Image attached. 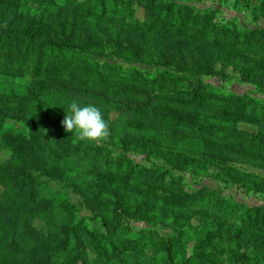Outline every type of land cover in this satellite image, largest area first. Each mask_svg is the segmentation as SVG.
I'll return each mask as SVG.
<instances>
[{"label":"rangeland","instance_id":"obj_1","mask_svg":"<svg viewBox=\"0 0 264 264\" xmlns=\"http://www.w3.org/2000/svg\"><path fill=\"white\" fill-rule=\"evenodd\" d=\"M6 1L30 4V0ZM103 1L112 5L109 0ZM122 1L130 4L129 15L138 22L161 13H180L184 17H196L197 24L202 23L205 28L213 23L217 27L229 25L234 31H264V0ZM30 5L47 9L56 17L24 18L0 10V26L19 32L35 31L34 39L42 47L48 42H64L86 55H91V46L99 47L102 49L98 54L100 63L109 57L117 60L125 73L134 69L147 77L163 71L179 75L180 64L192 67L206 60L213 61V72L203 74L202 83L226 94L264 100V56L232 53L180 34L130 25L124 19L85 16L49 0H32ZM254 40L264 42V32L255 35ZM116 42L130 45L136 49L135 54H116L111 48ZM243 72L248 73V79ZM192 80L190 83L195 84V77ZM0 81L14 90L30 92L25 98L2 103L0 164L14 167L23 164L42 183L37 193L25 194L17 201L16 194L0 187V219L10 223L25 211L45 212L44 218L35 219L27 226L18 223L12 241H0V264L6 260L11 264H63L48 259L45 254L31 256L30 252L41 244L58 247L63 240L61 227L78 228L80 237L86 240L85 232L108 235L106 232L117 226L129 229L138 237L140 233L142 250L123 248L116 242L115 249L107 250L108 257L102 260L84 247L88 255L85 264H165L167 258L173 264H182L186 258L190 264H264V239L250 235L248 228H239V216L245 209L264 216V158L250 157L180 134L142 128L132 121L130 106L114 109L88 99L87 95L95 92L92 88L49 80L41 87L32 86L26 78L7 81L0 78ZM101 93L108 99L140 105L148 99L125 92ZM73 100L81 107H98L109 124L110 135L99 142L85 141L97 145L98 149L81 147L77 157L63 158L51 150L49 143L58 140L66 146L78 145L75 131L65 132L61 123L65 115L71 114L69 107ZM142 110L151 116L152 106L144 105ZM237 127L258 131V127L246 123H239ZM142 136L158 141V148L137 144L135 139ZM7 143L31 155L18 159L4 148ZM170 148L182 151L171 163L161 157V154L168 157ZM212 156L225 158L227 165L211 162ZM118 158L130 161L149 174L157 171L167 182L175 181L180 195L187 197L163 189L150 192L115 177L103 163L107 160L108 168L113 169ZM31 159L37 165H31ZM68 180L76 189L68 185ZM202 199L210 201V208H204ZM155 243L163 245L169 256L158 248L155 250ZM202 247L207 252L200 251ZM198 253L200 260L196 261L193 256ZM72 256L68 254L66 259ZM83 256L82 252L76 264H82Z\"/></svg>","mask_w":264,"mask_h":264},{"label":"trees","instance_id":"obj_2","mask_svg":"<svg viewBox=\"0 0 264 264\" xmlns=\"http://www.w3.org/2000/svg\"><path fill=\"white\" fill-rule=\"evenodd\" d=\"M49 1L62 8L76 10L85 16L97 15L113 19H124L130 25L180 34L212 46L222 47L232 53L264 56V42L259 43L254 40L255 35L264 32L261 30L234 31L229 25L217 27L213 23L210 24V27L205 28L202 23L197 24L196 17H184L180 13H173V15L161 13L146 18L143 22H138L129 15L130 4L123 3L122 0H109L112 5L105 4L103 0ZM30 4L16 5L6 0H0V10L24 18L53 19L56 17L54 13L47 9L33 8ZM35 33V31L8 30L0 26V78L6 81L15 78H26L30 80L31 85L34 84L39 87L49 80L52 82L65 81L81 87L92 88L95 92L92 94L87 93L88 99L108 108L120 109L130 106L129 113H131L132 121L142 126V128H154L163 133L180 134L191 139L215 143L218 146L240 151L250 157L264 158V100L260 101L248 95L226 94L202 83L200 77L203 74H212L213 61L206 60L201 65L192 67L180 64L182 65L180 68L182 72L179 75L163 71L158 72L155 77H147L134 69L125 73L118 61H114L109 57H104L103 63H100L98 54L102 49L99 47L91 46V55L74 50L64 42H48L42 47L35 41ZM111 48L120 56L135 54L136 50L130 45L119 42L111 45ZM149 65L156 64L149 63ZM242 74L245 79L249 78L247 72ZM193 77H195V84L190 83L193 81ZM185 79L189 83L185 84ZM105 91L119 94L125 92L137 96L144 95L148 99L142 105L118 102L108 99L104 93H101ZM29 95V91L14 90L9 84L0 81V113L3 109L2 103L7 104L8 101L18 100ZM144 105L146 107L152 106L151 116L143 112ZM239 123L254 125L258 127V131L241 130L237 127ZM135 141L138 142L137 144L144 146L155 148L159 146L158 141L146 136L138 137ZM77 144V146L70 147L58 140L49 143L51 150L63 158L77 157L78 152L82 149L81 147L99 148L97 145L85 141H78ZM4 148L8 149L18 159L22 156L21 160L25 155H31L29 152L22 153L18 148L8 143L4 145ZM169 152L168 157L161 154V157L169 163L172 162L175 156L182 153L181 150L175 148H170ZM209 160L221 166L227 165L228 162L225 158L215 156L209 157ZM34 161L31 159V165L32 163L37 165ZM108 164L107 160L103 163L106 169L112 170V175L123 178L122 180L128 184L131 182L134 186L150 192L163 189L172 194H178V196H186L185 194L180 195L175 181L167 182L163 180L162 177L158 176L157 171L149 174L144 169L123 158H118L113 169H109ZM55 176L53 173V177ZM67 182L69 186L76 189L71 181L68 180ZM41 184L35 180L23 164L18 167L0 164V187L6 189V192L16 194L14 198L16 201L22 199L25 194L37 193ZM202 205L205 209H208L210 208V201L202 199ZM219 206L223 207L222 204ZM47 207L49 208V206ZM44 217V211L32 209L19 214L10 223L5 219H0V241L2 239L12 241L13 230L18 223L27 226L35 219ZM239 221V228L242 230L248 228L250 235L264 239V216L259 217L251 209H245L241 212ZM208 226L211 225L208 224ZM78 232L79 230L76 227H61L63 240L58 247L51 248L46 244H41L35 247L30 255L36 256L40 253L45 254L48 259L53 261H59L63 264H76L82 258L83 252L84 256L81 263L85 264L88 255L84 247L97 254L102 260L107 259V250L111 252L112 249H115L116 242H120V246L123 248L136 251L142 250L140 240L143 237L140 233L138 237V235L136 236L124 227L117 226L109 229L106 232L108 235L93 233L87 235V232H85L88 236L86 240H82ZM153 246L155 250L158 248L159 251L169 256L163 245L155 243ZM205 248L202 247L200 251L207 252ZM68 254H73L69 260L66 259ZM193 257L196 261L200 260L199 253ZM2 264H11V262L6 260ZM165 264L173 263L170 258H167ZM182 264H190L189 259L186 258Z\"/></svg>","mask_w":264,"mask_h":264},{"label":"clouds","instance_id":"obj_3","mask_svg":"<svg viewBox=\"0 0 264 264\" xmlns=\"http://www.w3.org/2000/svg\"><path fill=\"white\" fill-rule=\"evenodd\" d=\"M70 115H65L62 126L65 132L73 133L79 141L99 142L110 135L109 124L100 109L93 105L81 107L73 100L69 107Z\"/></svg>","mask_w":264,"mask_h":264}]
</instances>
